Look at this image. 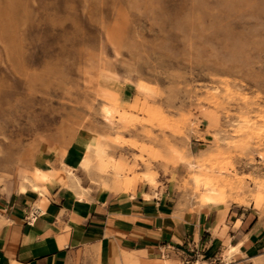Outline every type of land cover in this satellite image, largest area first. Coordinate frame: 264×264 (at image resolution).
Listing matches in <instances>:
<instances>
[{
  "label": "rangeland",
  "instance_id": "374dc122",
  "mask_svg": "<svg viewBox=\"0 0 264 264\" xmlns=\"http://www.w3.org/2000/svg\"><path fill=\"white\" fill-rule=\"evenodd\" d=\"M14 1L0 0V181L73 132L114 186L163 180L179 204L264 211V0H214V18L194 0Z\"/></svg>",
  "mask_w": 264,
  "mask_h": 264
},
{
  "label": "crops",
  "instance_id": "0c3cea01",
  "mask_svg": "<svg viewBox=\"0 0 264 264\" xmlns=\"http://www.w3.org/2000/svg\"><path fill=\"white\" fill-rule=\"evenodd\" d=\"M88 137L61 156L36 152L25 180L21 170L0 181V264H179L193 247L206 263L264 257V211L179 204L163 180L114 186L82 164Z\"/></svg>",
  "mask_w": 264,
  "mask_h": 264
},
{
  "label": "bare ground",
  "instance_id": "6f19581e",
  "mask_svg": "<svg viewBox=\"0 0 264 264\" xmlns=\"http://www.w3.org/2000/svg\"><path fill=\"white\" fill-rule=\"evenodd\" d=\"M10 1V4H11V2H12V0H9ZM212 1H214V0H194L193 1V8H191V9H194V11H196V14L195 15H197L198 13H201V11H203V13L206 15V16H210V17H216V16H218L217 15V13L219 14L220 13V11H217V9L215 10L214 8H212L211 6H209L208 4L210 3V2H212ZM215 1H217L219 4H221V6H223V8L225 9V7L227 8V10L228 11H230L231 12V10H233L234 11V5H235V8H236V5H239V8L240 7H243L244 8V6L245 5H249V7H250V5H256L258 2H259V0H215ZM262 1V0H261ZM17 2H19L18 3V5L21 3V1L20 0H16V1H14V5L13 6H11V10H14L16 7L17 8H19L20 7V5H19V7H18V5L16 4ZM26 2V1H25ZM213 3V2H212ZM261 3V2H260ZM259 3V4H260ZM12 4H13V2H12ZM27 4V3H26ZM24 5H25V3H24ZM212 5V4H211ZM260 5H262V4H260ZM27 6V5H26ZM256 6H258V5H256ZM248 7V8H249ZM252 7V6H251ZM250 7V8H251ZM262 8H264V6H261ZM26 8V7H25ZM24 7L23 8H21V12L23 11L24 12V15H25V18H27L26 16V9H25ZM222 8V7H221ZM231 8V9H230ZM238 8V11L240 10ZM247 8V7H246ZM249 8V9H250ZM260 8V7H259ZM259 8L257 7V10H259ZM252 9V8H251ZM219 10V9H218ZM222 10V9H221ZM236 10V9H235ZM255 9H253V11H254ZM15 11H18V10H16L15 9ZM15 11L13 12V13H15ZM262 11V10H261ZM260 11V12H261ZM22 12V13H23ZM230 12H228V13H230ZM256 13H257V11H255ZM12 13V12H11ZM19 13V12H18ZM195 13V12H194ZM224 13H225V11H224ZM232 14V13H231ZM258 14V13H257ZM194 15V14H193ZM203 15V14H202ZM230 15V14H229ZM204 17V16H203ZM199 18H201V17H199ZM199 18H196V19H199ZM219 18H220V16H219ZM209 19V18H208ZM17 20V19H16ZM188 20V19H187ZM215 20V19H214ZM213 20V21H214ZM223 20V19H222ZM200 21V20H199ZM204 21V20H203ZM217 21V20H216ZM210 22V21H209ZM220 22V21H219ZM212 23V22H211ZM102 111H103V113H104V116L105 117H107L108 115H109V109L107 108V107H103V109H102ZM69 126V125H68ZM65 127V126H64ZM63 127V128H64ZM70 127V126H69ZM71 129V130H70ZM67 131L68 132H71V131H75L76 132V130H72V128H67ZM64 132V131H63ZM73 132H71V134H70V136H69V134H68V136H69V138L68 137H66V140H64L61 144H59V148H58V152H59V156H61L64 152H65V150H67V146L71 143L70 141H71V139L74 137L73 136V134H72ZM68 138V139H67ZM70 146V145H69ZM68 146V147H69ZM83 149H85V148H83ZM98 153H99V151H98V149L97 148H95L92 144H91V142H87L86 143V151L84 152V155L82 156L83 158H82V164L86 167V166H88V164H89V162H90V160H92L93 158H95V157H97V155H98ZM37 171H38V169H37ZM36 171V172H37ZM22 177H23V179L25 180L27 177H26V174H25V170H23L22 171ZM42 175H40V177H41ZM128 184V181L126 182V184L125 185H127ZM210 184H211V182H210ZM209 184V185H210ZM224 184H225V182H224ZM208 185V186H209ZM216 185V184H215ZM227 185V184H226ZM206 186V185H205ZM212 186V185H211ZM228 186V185H227ZM217 187V186H216ZM207 188V187H206ZM209 189V188H208ZM216 189V188H215ZM202 190V189H201ZM216 190H218V188L216 189ZM210 191H213V190H210ZM230 197V196H229ZM232 197H234L235 198V196H233L232 195ZM209 198V197H208ZM219 198V197H218ZM212 199H213V197H212ZM214 199H217L216 197L214 198ZM229 199H231V198H229ZM239 199V198H238ZM241 199V198H240ZM216 201V200H215ZM236 201V200H235ZM242 201V200H241ZM240 201V202H241ZM212 202H213V200H212ZM237 202H239V201H237ZM215 203V202H214ZM232 251V248H229V253ZM200 259H202V257H199L198 259H196V260H194L193 261V263L192 264H198V261L200 260ZM164 263V262H163Z\"/></svg>",
  "mask_w": 264,
  "mask_h": 264
},
{
  "label": "built area",
  "instance_id": "2783aa9c",
  "mask_svg": "<svg viewBox=\"0 0 264 264\" xmlns=\"http://www.w3.org/2000/svg\"><path fill=\"white\" fill-rule=\"evenodd\" d=\"M194 249L191 250L189 253H182V258L180 260V264H192L194 260L199 258V255L201 252H197L196 248L193 247ZM202 257V256H201ZM220 260L217 259H211L209 260L208 264H219Z\"/></svg>",
  "mask_w": 264,
  "mask_h": 264
}]
</instances>
